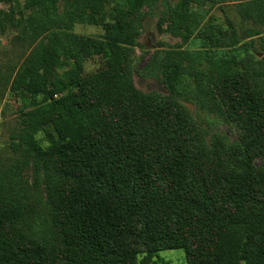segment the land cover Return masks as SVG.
I'll list each match as a JSON object with an SVG mask.
<instances>
[{
	"label": "trees",
	"instance_id": "trees-1",
	"mask_svg": "<svg viewBox=\"0 0 264 264\" xmlns=\"http://www.w3.org/2000/svg\"><path fill=\"white\" fill-rule=\"evenodd\" d=\"M167 1L0 0V28L20 27L28 50L0 92L21 102L19 155H0V264H158L170 249L187 264H264V0H178L165 32L179 42L138 71L143 22ZM179 98L234 124L236 140L207 137Z\"/></svg>",
	"mask_w": 264,
	"mask_h": 264
},
{
	"label": "rangeland",
	"instance_id": "rangeland-1",
	"mask_svg": "<svg viewBox=\"0 0 264 264\" xmlns=\"http://www.w3.org/2000/svg\"><path fill=\"white\" fill-rule=\"evenodd\" d=\"M20 1L24 8L29 9V7H32L40 0ZM64 1L65 0H59V11H62L64 8ZM177 1L178 0H168L166 2L167 5L166 3H157L143 22V27L138 39L140 46H136L134 48V57L136 60L135 67L138 71L143 68L146 62H148L150 54H152L155 49L170 48L179 42L177 38H173L167 32H165V28L168 24L167 18L170 11L169 8L173 7ZM227 7L228 6H225V10H230ZM0 9L7 10V6L0 4ZM209 15L220 18L221 20L224 16L222 11L217 6L210 11ZM230 16H233L232 12L230 13ZM235 18L238 20L237 15ZM19 29L20 27L17 26H6L3 29L0 28V92L3 90L4 95L6 94V91H4V87L1 86L4 82V78H13L16 73L13 70L18 68L23 56L28 54V50L24 48L22 43L15 40ZM73 32L78 35L94 38L99 37L102 34V30L99 27L83 24L75 25ZM247 56L250 57L249 55H245L243 53L241 57ZM101 62V59L98 57L86 59L84 63L85 71L92 72L96 70L101 66ZM249 63H251L250 59ZM133 78L136 87L142 91H158L162 93L166 92L165 86L155 78L149 76H140L137 74H134ZM179 101L184 107H186L193 117L198 119V122L206 130L207 137L213 133H221L230 141L236 140L237 128L234 126V124L215 116L212 112H209L207 108L201 106L195 99L179 98ZM20 105V100L16 101L11 97H5L2 101H0V155H2V157L7 160L6 163L7 165L9 164V166H12V163L17 160V156L19 155L17 154V156H15L13 154L9 144V137L19 115L18 107ZM41 136L42 135L39 134L37 138H40ZM43 144H45V142ZM22 177L23 179H26L30 185L33 183L31 171L28 167H25V169L22 171ZM155 260L158 262V264H187L185 253L182 249L160 251L155 257Z\"/></svg>",
	"mask_w": 264,
	"mask_h": 264
}]
</instances>
